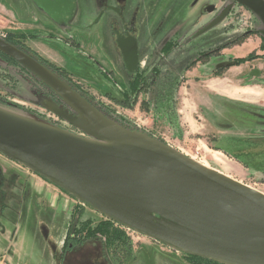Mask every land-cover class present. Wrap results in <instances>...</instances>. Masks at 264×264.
<instances>
[{
	"label": "water",
	"instance_id": "obj_1",
	"mask_svg": "<svg viewBox=\"0 0 264 264\" xmlns=\"http://www.w3.org/2000/svg\"><path fill=\"white\" fill-rule=\"evenodd\" d=\"M35 1L54 14L70 13L75 3ZM236 1L264 24L262 0ZM124 43L118 42V48L131 70L137 61L135 40L127 49ZM0 51L77 111L79 117L72 118L47 107L82 130L80 135L0 108L1 154L106 219L177 252L223 264H264V193L199 165L145 132L107 118L56 75L1 38Z\"/></svg>",
	"mask_w": 264,
	"mask_h": 264
},
{
	"label": "rangeland",
	"instance_id": "obj_2",
	"mask_svg": "<svg viewBox=\"0 0 264 264\" xmlns=\"http://www.w3.org/2000/svg\"><path fill=\"white\" fill-rule=\"evenodd\" d=\"M203 2L204 4H210L211 2L218 9L224 8L223 6L225 5L224 10L229 11L230 9L232 13L227 19L223 16L222 20L216 25L215 33L212 31V33L206 34L205 39L200 44L202 46L201 49H204L203 52L206 53L210 50L207 49L209 45L211 46V44L215 43L216 45L213 46V49H217L216 54L207 57L206 62H203L204 60L198 62L194 67H190L188 71L199 75L198 78L200 79H205L204 77L215 75L213 72L217 64L233 61L232 66L224 65L220 68V71L216 72L219 76L210 78L212 80L209 81V86L222 93L230 101L228 105L234 104V99H240L245 101L251 108H256V110L259 107H264V57H262L264 56V44L261 45V39L264 38V24L258 17L254 16L255 26L253 25L250 28L253 31L247 29L248 20H250L249 14L243 8L237 7L235 9V3H232L231 0H147L146 2L144 0H126V8L129 10L126 17L130 15L131 19H134L135 10L141 9L146 4L148 13H145L143 8L144 12L141 11L142 18L138 16L136 19L138 33L145 34L150 27H169L171 24L174 27L176 21H179L178 17L181 16L184 17L185 21H187V18L190 20L196 14L202 13ZM94 4L95 12L90 11L89 3L86 0H79L74 3L73 10L70 13L54 14L44 9L35 0H0V34L8 31L13 32L15 35L19 33L36 35L31 38L30 45L40 53H44V56L50 57L52 61L57 62L58 65L73 73L75 77L84 82L86 81L91 89H86L87 83L82 86L93 98V102L98 103L99 106H95V109L100 110L104 116L106 115L101 111V108H106L104 104L110 105L107 118L115 122L119 118L122 120L121 122L128 123L131 127L130 129L145 132L174 147L191 159L204 164L205 167L264 193V137L253 140L252 144L250 141V145L247 144L249 147L254 146L255 149L251 153V158L255 160L251 159L244 162L242 158L236 155L237 159L233 154L214 144V141L207 134H201L204 130L200 120L196 121L190 117L188 118L189 114H186V108H184L185 112L181 114L183 118L176 121L179 131L174 134L165 126L167 124L162 123L157 128L152 127L147 121L149 115L143 112V107L139 103L132 107H125L116 102H111L104 95V92H114L117 89L108 78L99 72L97 66L113 70L115 77L120 83L124 79V73L120 68L118 52L115 50L112 53L110 50L112 48V36L109 28V13L106 10L107 5L101 0H96ZM188 5H191V8ZM234 11L235 14L233 13ZM204 15L206 19L204 28L206 29L214 16H216V13H206ZM237 20L238 24L236 23ZM186 24L187 26L189 25L188 23ZM213 34L216 37L214 41ZM50 36L70 37L79 44V49L48 38ZM214 51L212 50L211 53H214ZM251 55L253 57L258 56V58L254 57L255 59L253 58L254 60L250 62L242 61L238 64L239 59H244ZM189 72L187 73V79L192 78V74L190 75ZM1 74L2 77H6L2 72ZM9 80L12 82L11 79ZM16 92L15 89H11L6 83L4 84L0 78V94L3 100L0 101V108L9 110L24 118L53 125L48 118L51 113H48L43 108L48 107L50 103L48 97L34 94L27 87L22 94H16ZM17 99L29 104L39 105V107L30 105L32 109L37 111V114L29 112L27 108L11 105L17 102ZM175 100L174 103L178 102L176 104L177 107L183 108V103L180 102V99L177 98ZM208 118L211 119L210 116ZM50 119H53L52 116ZM239 120L241 121V119ZM246 125L245 129H249L252 132L264 130V126L261 127V124L255 122L249 121ZM77 131L72 132L82 135L81 132ZM2 167L6 168L5 171ZM25 171L34 173L0 153V177L3 180L9 178L13 183H20L22 182V174ZM1 186L4 197L1 202L3 208L0 209V264H57L58 260H60L65 226L68 223H70V232H73L78 224L86 219L91 220L90 226L106 220L104 215L73 198L72 206L75 212L73 209L71 210L73 215L69 216L67 224L63 221V213L59 214L56 212L50 213L48 216L46 214V217H42L43 221L35 223L38 214L41 211L47 212L48 210L40 208L37 211L31 209L30 215L33 217L34 224L25 227V233H20L18 237L12 238L15 236L13 229L6 230L1 225L3 224L2 222H6L7 209L15 208V206L19 207L20 200H7V186L4 183ZM48 217L50 218L47 219ZM44 218L47 219L45 220L46 223ZM112 226L124 234L123 237L126 244L110 240L111 245H109L106 242V237L94 234L86 240V244H91L89 247L78 246L65 256L62 264H121L132 253L136 252L142 244H148L147 246L149 247L144 249L151 252L169 251L172 254L176 252L170 247L144 235H139L116 222ZM45 228L47 232L49 230L48 237L50 236V238H45L47 236V234H43L46 231ZM92 244L95 246V251L100 255H97L95 259L90 258L91 260H88L90 253L87 251L94 248ZM152 244H154L153 247ZM7 247L13 250L12 255L15 258H9L8 260L5 258ZM179 253L181 254V252ZM161 262L162 260L155 259L154 264H160Z\"/></svg>",
	"mask_w": 264,
	"mask_h": 264
},
{
	"label": "flooded vegetation",
	"instance_id": "obj_3",
	"mask_svg": "<svg viewBox=\"0 0 264 264\" xmlns=\"http://www.w3.org/2000/svg\"><path fill=\"white\" fill-rule=\"evenodd\" d=\"M103 3L107 5L106 10L108 12H111L113 15L110 17L109 21V28L112 36V45L114 47V50L118 52L119 55V63L120 68L122 69V72L124 73V79L122 80V83L115 77L113 70H107L105 68H101L99 66L98 70L99 72L108 78L113 85L116 87V91L114 92H104V95L111 101L116 102L119 105H123L125 107H128V104H131L134 100L136 105L139 103L143 107L144 111H147L151 108L152 110H155L158 108V102L162 101L161 96H167L171 94L175 83H181L184 82V80L187 77V72L190 67H194L198 62H206V58L210 57L214 54H216L217 49H213V46L216 44L213 43L211 46L207 49L208 52H203L204 49H197L191 56L189 55V52L192 51L190 49V43L194 40L204 36L205 34H210L212 31L214 32L215 28L217 27L216 23L215 25L211 27L204 28L206 19L204 18V14L206 13H216V16H214L213 20L210 22L213 23L217 21L219 18L225 16V19H227L230 14L232 13V10L229 9V11H225V5L224 8L218 9L217 6L210 2V4H204V2L201 4L202 7H204L202 10V13L196 14V16H193L190 20L187 21L184 20V18L180 19L179 21H176V23L171 24L168 26H161V27H151L152 29H148L150 33L147 31L144 33H138L136 29V19L139 16V9L135 10L134 19H131V16L126 14V4L123 0L121 2H118V0H101ZM232 3H235V9L237 7L243 8L248 14L250 20H248L247 29L253 31V29H250L255 26L254 18L257 17L250 9H248L246 6L238 3L236 0H231ZM264 2V0H262ZM76 3V2H75ZM231 3V2H230ZM116 9V11L114 10ZM234 8V7H233ZM225 11V12H224ZM228 12V13H227ZM235 14V11L233 12ZM255 16V17H254ZM73 19V18H72ZM184 20V22H183ZM174 22V21H173ZM172 22V23H173ZM185 23V24H184ZM188 23L189 25L187 26ZM238 24V20L236 21ZM209 24V25H210ZM149 33V34H148ZM215 33V32H214ZM26 36L32 35V37H25V45H23L22 42L19 40L13 41L8 36H6L5 33L0 34V38L4 40L5 42L15 46L19 50L23 51L25 54L30 56L33 60L38 62L40 65L45 67L47 70V66H50V63L56 65L59 67L58 70L53 69L55 72L58 73V79L63 81L74 93L79 95V97L83 98L85 101H87L92 106H99L98 103L93 102V98L90 97L88 92L84 89L82 86L84 83H87L86 81H82L79 78L75 77L73 73L69 72L68 70L64 69L62 66L58 65L57 62L52 61L50 58L44 56L42 53H40L36 48L32 47L30 45V41H32L31 38L35 37L36 35L25 33ZM148 35V37H147ZM52 38L58 41H61L62 43L66 44L69 47H74L79 49V44L75 42L70 37H48ZM135 40L136 45V66L135 68L128 70L127 66L124 63L123 55L121 51L118 48V42L124 41L123 44L124 47L127 49L129 47V43L132 40ZM151 40L149 45V53L147 55H143L142 48L140 47V40ZM216 40L215 35L213 34V41ZM261 45L264 44L263 39H261ZM148 48V47H146ZM194 48V47H192ZM262 48V47H261ZM264 48V47H263ZM212 50H215L214 53H211ZM173 52H181L182 58H187L186 61H184L183 64H181L182 61L176 60L175 63H173V59L168 58L170 54ZM186 56V57H185ZM255 58H258V56H254ZM254 57H250L247 61L250 62L254 60ZM264 57V56H262ZM254 58V59H253ZM0 78L3 81V83L7 84L11 89H15L16 94H22L25 92V88H29L34 94H39L46 96L50 99V103L48 106H51L52 108H55L57 110L65 112L66 115L70 117H79V113L75 111L70 105H68L51 87H49L47 84H45L42 80H40L38 77H36L34 74H32L29 70L21 66L18 62L4 54L0 51ZM205 64V63H202ZM47 65V66H46ZM219 65V64H217ZM217 65L214 68L215 75L204 77L206 79H210L216 75V72L220 71V68L217 67ZM183 67V68H182ZM51 73L53 71L49 70ZM1 72L6 77H2ZM53 73L54 75L56 73ZM199 75H195L193 73V79H200L198 78ZM11 79L12 82L9 80ZM76 81H75V80ZM88 85V83H87ZM86 89H91L88 85ZM2 95L0 94V101L2 100ZM157 98V99H156ZM155 100V103H151ZM14 104L11 105L19 108H27L29 112H33L37 114V111L32 109L30 105L37 106L35 104H29L26 103L20 99L16 100ZM29 104V105H28ZM96 104V105H95ZM27 105V106H25ZM106 108H101V111L104 112V114L107 116L108 112L110 111V105L104 104ZM151 105V106H150ZM173 105V104H172ZM39 107V105L37 106ZM43 107V106H42ZM48 113L50 112L52 116V120L49 118V122L53 123L56 127L68 130V131H77L81 132V127L77 126L70 120H67L61 116H58L53 111L49 110L47 107H43ZM99 109V108H98ZM131 109V108H129ZM100 111V110H99ZM149 112V110L147 111ZM119 113V111H118ZM39 114V113H38ZM41 116H43L40 113ZM45 118V116H44ZM76 118V120H77ZM47 120V119H46ZM128 124V123H126ZM129 125V124H128ZM88 137V136H87ZM45 180V179H44ZM4 183V180L0 177V209L3 208L1 206V202L3 199V190L1 184ZM66 193V192H65ZM69 195V194H68ZM70 196V195H69ZM72 197V196H71ZM74 198V197H72ZM75 212V209L72 208ZM70 215H73L71 213ZM70 223L66 226V233L68 228L70 229ZM72 227V225H71ZM65 233V235H66ZM65 238V236H64ZM64 240V239H63ZM80 247V246H79ZM77 248V247H76ZM91 251H88L91 255ZM183 257L186 259V255L181 253ZM100 255V254H98ZM66 256V255H65ZM65 257L62 258V261ZM95 259V258H94ZM187 260V259H186ZM188 261V260H187ZM189 262V261H188ZM62 264V262H61Z\"/></svg>",
	"mask_w": 264,
	"mask_h": 264
},
{
	"label": "crops",
	"instance_id": "obj_4",
	"mask_svg": "<svg viewBox=\"0 0 264 264\" xmlns=\"http://www.w3.org/2000/svg\"><path fill=\"white\" fill-rule=\"evenodd\" d=\"M77 1L79 0H74V2ZM95 1L96 0H86V2L89 3V8L92 12H95ZM146 1L147 0H144V2ZM188 7L191 8V5H188ZM143 8L145 9V13H148V6L144 4L143 7L139 9L140 18H142L141 11L144 12ZM108 13L110 19L113 14L111 12ZM128 13L129 10L126 8V14ZM178 18L180 20L184 17L181 16ZM148 32L150 33L149 30ZM205 36L206 34L190 43V49H192V51L189 52L188 56H191L197 49H201L202 46H200V44H202ZM150 41L151 40L147 41L145 39L140 40V47L142 48L144 57L150 51L148 45ZM110 50L112 53L113 51H115L113 45ZM182 55L183 54L181 52H173L169 55L168 58L173 59V63H175L176 60H179L182 61L181 64H183L188 57L182 58ZM189 74L191 75L192 73L189 72ZM191 76V79H187V74L184 82L178 84L175 83L171 94L167 96L163 95L161 97H157L161 98L162 100L158 102V108L152 111L150 108L148 109L149 112H147L148 110L143 111L144 113H147V115H149L147 117L148 123H150L152 127L156 128L162 123L167 124L165 126H167V128L172 131V133H178L179 127H177L176 121L183 118V115L181 116V114L185 112L184 108H186V114H189L188 118L190 117L196 121L200 120V123L204 130L203 132H201V134H207V136L214 141V144L219 145L220 148L225 149L234 156L237 155L238 157L242 158L244 162L251 159L253 160L254 158H251V153L254 152L255 148L254 146L249 147V142L251 141L252 144L253 140L262 139L264 137V130L252 132L249 129H245V127L247 126L246 124H248L249 121L261 124V127L264 126V107H259L256 110V108H251L245 101L240 99H234V104L228 105V102L230 101L225 96H223L222 93L215 89H212L209 86L208 83L212 79L205 78L196 80L193 79V74ZM177 98H179L180 102L183 103V108L181 109L176 105L178 104V102L174 103V101H176L175 99ZM151 103H155V100ZM208 116H210L211 119H209ZM239 119H241V121ZM158 120H160L159 123ZM3 169L5 171L6 168ZM25 173L22 174V182L20 183H13L9 178H6V180H4L5 185L8 189L7 200H20L19 207L15 206V208L7 209L6 222H2L3 224L1 225L4 226L6 230L13 229V234H15V236H13L12 238L18 237L20 233H25V227L34 224L32 220L33 217H31L30 215L31 209L37 211L40 208L46 211L48 210L47 212L41 211L38 214L35 223L43 221L42 217H46V214L48 216L50 213L56 212L59 214L63 213V221L67 224L71 210L73 208V198L71 196L63 192L54 184L44 180L37 174L28 171H25ZM49 218L50 217H48L47 219ZM47 219L44 218V222ZM65 232L63 235V239L65 236ZM43 234H47L45 238H50V236L48 237L49 230L47 232L46 229ZM90 245L91 244L85 243L81 247L87 248ZM147 245L148 244H142V246L139 247L136 252L132 253V255L127 257V259H125V261H123L121 264H154L155 259L162 260L160 264H191L183 257L182 254L177 251L175 252V254H172L169 251L151 252L144 249L146 247H149ZM153 246L154 244H152V247ZM93 247L94 248H92L93 251H91L89 259L97 258L98 253L97 251H95V246ZM13 249H15V247H13ZM12 253L13 250L7 247L5 251V258L7 260L9 258H15Z\"/></svg>",
	"mask_w": 264,
	"mask_h": 264
},
{
	"label": "trees",
	"instance_id": "obj_5",
	"mask_svg": "<svg viewBox=\"0 0 264 264\" xmlns=\"http://www.w3.org/2000/svg\"><path fill=\"white\" fill-rule=\"evenodd\" d=\"M5 34L13 41L19 40L20 42L23 43V45L25 43V37H32V35L26 36L24 33H19L15 35L13 32H8V31ZM263 41H264V38H263ZM250 57H253V56L251 55L247 58L239 59L238 64L241 63L242 61H247L248 59H250ZM47 68L53 71V73L55 72L53 69L55 70L59 69V67H57L56 65L52 63H50V66L49 67L47 66ZM55 73H56L55 75L58 76V73L57 72ZM134 103L135 101L133 100L132 104H128L127 106L132 107ZM116 120H117L116 122L119 123L120 125L126 128H131L130 125L121 122L122 120H120L119 118ZM90 223H91L90 219L84 220L83 222L78 224V226L73 230V232H70V229L68 228L65 238L63 240L62 246H61V253L59 257L60 260H58L57 264H61L62 258L65 257V255H68L69 253L74 251L76 247L83 246L86 243V240H88L94 234H99V235H102L103 237H106L105 238L106 242L109 243V245H111L110 240L113 242H119L121 244H126L125 238L123 237L124 234L122 232H119L116 228H113L112 225H114L115 223L114 221L110 219H106L104 221L97 223L94 226H90ZM185 257L191 264H223V263H220L214 260H210V259L198 257V256L186 255ZM88 260H91V259H88Z\"/></svg>",
	"mask_w": 264,
	"mask_h": 264
},
{
	"label": "bare ground",
	"instance_id": "obj_6",
	"mask_svg": "<svg viewBox=\"0 0 264 264\" xmlns=\"http://www.w3.org/2000/svg\"><path fill=\"white\" fill-rule=\"evenodd\" d=\"M192 160H194V159H192ZM194 161H195L196 163H198L199 165L205 167L204 164H202V163H200V162H198V161H196V160H194ZM205 168H207V167H205ZM208 169H209V168H208Z\"/></svg>",
	"mask_w": 264,
	"mask_h": 264
},
{
	"label": "built area",
	"instance_id": "obj_7",
	"mask_svg": "<svg viewBox=\"0 0 264 264\" xmlns=\"http://www.w3.org/2000/svg\"><path fill=\"white\" fill-rule=\"evenodd\" d=\"M136 233V232H135Z\"/></svg>",
	"mask_w": 264,
	"mask_h": 264
}]
</instances>
